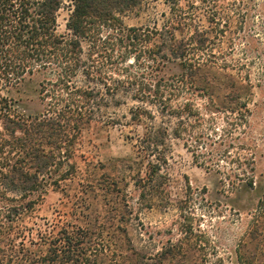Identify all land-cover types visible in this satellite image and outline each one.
Listing matches in <instances>:
<instances>
[{
    "label": "trees",
    "instance_id": "16d2710c",
    "mask_svg": "<svg viewBox=\"0 0 264 264\" xmlns=\"http://www.w3.org/2000/svg\"><path fill=\"white\" fill-rule=\"evenodd\" d=\"M65 1L69 13L59 33ZM144 1L0 0V264H223L212 259L205 234L182 217L177 233L157 248L129 244L122 252L111 241L117 214L90 211L91 183H77L82 190L72 193L62 186L78 176L75 147L83 127L100 121L110 106L136 103L129 115L142 130L143 200L172 140L187 151L191 141L202 144L209 161L218 159L230 138L209 139L203 116L224 114L230 136L249 112L244 88L251 85L253 57L264 51L254 33L257 19L264 33V0H164L159 22L125 26L122 15L143 9ZM33 78L42 110L27 114L8 94ZM196 100L207 106L198 108ZM213 121L209 130L216 136ZM53 190H60L67 210L39 225L37 211ZM128 214L117 221L126 222ZM234 253L237 264H256L242 245Z\"/></svg>",
    "mask_w": 264,
    "mask_h": 264
},
{
    "label": "rangeland",
    "instance_id": "374dc122",
    "mask_svg": "<svg viewBox=\"0 0 264 264\" xmlns=\"http://www.w3.org/2000/svg\"><path fill=\"white\" fill-rule=\"evenodd\" d=\"M67 5L65 1L58 13L59 33L65 32ZM164 12H167L164 0H145L143 9H134L122 15L121 20L127 27L141 28L159 22L160 14ZM255 24L254 33L259 45L264 47L263 24L260 19ZM173 72L168 65L166 74ZM251 73V87L244 88L250 95L246 103L249 112L238 117L243 119L238 129L229 136L224 132L227 128L224 114L203 116V133L209 139L230 138V147L224 149L225 154L209 161L202 144L191 141L190 151H187L182 141L172 140L166 163L158 173L160 177L150 184L153 189L146 192L144 200L141 177L146 170L141 166V153H138L142 130L130 122L129 115V109L136 103L127 100L118 107L110 106L100 121L83 127L75 147L78 178L66 181L62 186L72 193L82 190L77 183H91L92 187L87 188V198L92 204L90 211L100 217L107 212L117 214L110 228L114 236L111 241L122 252L129 244L137 248L141 245L157 248L159 242L177 233L182 217L205 234L210 243L209 252L214 253L212 259L221 257L223 264H237L234 252L242 245L246 254H254L256 264H264V51L259 50L253 57ZM37 82L33 78L19 85L18 92L8 94L27 114L42 110ZM206 103L196 100L195 104L204 108ZM218 103L216 100L212 105ZM227 117L239 123L238 118L228 114ZM110 118L115 124L106 123ZM213 118L219 129L216 136L209 130ZM125 164L128 168L124 169L121 166ZM242 165L247 171H241ZM62 199L60 190L49 191L37 211L36 223L42 225L43 218L50 220L56 210L66 211ZM125 212L130 213L125 216L127 221L119 223V215ZM118 225L124 227L126 234L116 231Z\"/></svg>",
    "mask_w": 264,
    "mask_h": 264
}]
</instances>
